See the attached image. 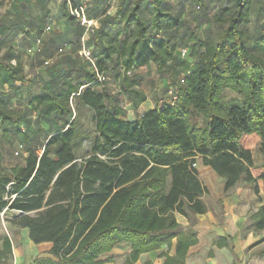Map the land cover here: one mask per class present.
Listing matches in <instances>:
<instances>
[{"label":"trees","instance_id":"16d2710c","mask_svg":"<svg viewBox=\"0 0 264 264\" xmlns=\"http://www.w3.org/2000/svg\"><path fill=\"white\" fill-rule=\"evenodd\" d=\"M228 1L214 16L221 27L215 40L193 35L186 40L193 43L196 67L168 90L170 100H157L136 121L127 119L118 96L107 87L106 71L117 57L120 92L138 109L147 96L128 74L149 65L160 78L183 73L179 47L184 37H177L183 22L165 0H119L114 15L101 11L94 16L84 3L67 4L65 23L74 34L58 52L75 44L73 38L81 47L83 36L92 32L94 49L83 47L91 58L86 65L65 58L63 70L30 96L38 135L44 137L40 152L37 136L22 130L24 162L5 168L0 160V215L14 213L11 223L27 229L35 245H50L33 264H103L102 258L123 244L130 247L125 264L157 252L160 264H186L190 249L199 244L193 218L209 212L204 201L209 191L194 167L198 162L225 180L226 194L245 184L259 201L261 194L264 199V24L254 36L246 29L252 18L264 20V0ZM146 2L150 25L141 13ZM75 10H83L93 25H83L72 14ZM26 25L3 14L0 36L22 32ZM37 25L45 33L52 30V24ZM45 42L34 38L28 52L43 51ZM10 58L0 61L4 132L8 124H18V114L9 107L12 98L31 82L20 60L12 59L16 55ZM228 92L235 96L227 97ZM247 139L251 147L244 145ZM177 216L189 228H182ZM250 220L255 232L264 231V205ZM214 246L235 255L231 238H218ZM12 258L13 243L5 236L0 264H12ZM232 264L241 263L236 258Z\"/></svg>","mask_w":264,"mask_h":264},{"label":"rangeland","instance_id":"374dc122","mask_svg":"<svg viewBox=\"0 0 264 264\" xmlns=\"http://www.w3.org/2000/svg\"><path fill=\"white\" fill-rule=\"evenodd\" d=\"M97 1L95 6L94 2ZM92 0L88 2L91 4H85L87 7L88 14L94 16L103 11L110 15L116 13V8L119 0ZM229 5L228 0H204V5L200 4L196 0H165V6L169 12L174 16L179 18L184 26L177 34V37H184L182 43L179 47V59L186 63L184 66L183 73L179 74L176 78H171L169 75L164 77H159L156 72L154 65H149L143 67L137 71L130 73L132 80H137L139 85L136 89L142 90L147 96V105H155L156 101H166L170 100V95L168 90L178 81L180 77H184L190 73L196 67V61L192 57V42H186L190 36L197 37L200 41H213L217 38L221 31V27L215 22L214 16L221 9L226 8ZM142 16L145 22L150 25L151 23V6L150 2H146L142 5ZM264 24V20H259L257 18H252L250 24L246 26V29L251 35H256L258 33V28L260 25ZM46 26V25H45ZM52 30L44 32V27L40 31L39 25H26V29L22 32L15 31L6 36H0V61L10 60V56L16 55V59H19L22 63V68L24 74L31 80V82L26 83L23 86V91L15 95L10 103V108L18 114L17 126L8 124L6 126V132L0 125V160L5 168H10L14 165L21 164L24 162V149L22 146V130H25L30 135L37 136L36 148L40 152V146L44 144V137L38 135V116L37 111L34 106L30 104V96L33 94L40 93L45 81H50L61 72L65 58L78 59L82 61L83 64H87V59L83 54V47H90L92 42V32H89L86 37L83 36L81 47H79L77 40L75 44L69 43L66 46L63 54H59V49L66 44V39H71L74 34V30L71 26L65 22L51 25ZM97 27H99L97 25ZM44 37L47 42L44 43L43 51L35 50L29 53L28 50L31 47L34 38ZM64 37V38H63ZM124 37V36H123ZM66 38V39H65ZM98 48L100 45L97 46ZM186 50V55H183L182 51ZM48 61L49 66L44 63ZM114 66H109L107 72V87L109 90L118 96L120 105L125 109L127 113V119L136 115L137 112L134 111V106L127 95L121 94L120 87L118 86V74H119V60L117 57L114 58ZM235 94L228 92L227 97H234ZM144 106V108H147ZM87 126L89 129H93V124L91 122L90 114L86 113L85 118ZM42 127L50 130V126L46 123H41ZM244 145L251 147L253 141L247 139L244 141ZM212 189L214 190L213 195L204 197V201L215 214V218L218 222V227L223 230L224 209L221 200H218L217 187L216 184L211 183ZM248 187L245 184H240V188ZM231 193V192H230ZM226 195V194H225ZM230 195V194H229ZM227 197V195H226ZM14 213H2L0 215V248L2 244V239L5 236L10 237L13 243V258L11 263L15 264L16 259H21L24 264H27V260L31 261L36 251L39 249H47V246H42V248H37L34 252V247L32 251L27 246L26 236L23 229L14 226L11 221L14 218ZM246 219L239 225L238 235L235 237L236 243H234L235 255L232 254L228 249L227 252H219L214 249L208 250L207 248L202 249L189 257L187 264H232L233 261L238 258L241 264H264V257H260L259 253L264 250V231L255 232L252 228V222L250 217H245ZM196 222L194 230L198 229L201 224L206 225L208 221L200 222L198 217L193 218ZM181 226L184 229L189 228V222L186 220H181ZM205 227V226H204ZM202 228L200 230L204 231ZM204 233V232H203ZM218 239V237H214ZM216 249V247H215ZM210 252L213 256L210 257ZM161 252L152 254L151 256L142 257L141 263L151 261H158ZM39 254H42L40 252ZM128 255V246L123 244L119 248L113 251L111 254L112 264H125L126 257ZM139 264V263H138Z\"/></svg>","mask_w":264,"mask_h":264},{"label":"crops","instance_id":"0c3cea01","mask_svg":"<svg viewBox=\"0 0 264 264\" xmlns=\"http://www.w3.org/2000/svg\"><path fill=\"white\" fill-rule=\"evenodd\" d=\"M92 0H0V17L3 14L9 13L12 15V19L14 23L17 24H37L42 22L44 24H60L65 22V13L67 4L71 3H84L87 4ZM95 1V0H94ZM89 4V3H88ZM95 6L97 1L94 2ZM90 8L91 4L88 5ZM117 9V8H116ZM98 19H95L94 22L96 24ZM86 37V35H85ZM148 101V100H147ZM147 101L139 106L138 109L134 108V111L137 112L136 115H132L133 117H129V121H136L145 115L147 112L153 110L155 105H145ZM146 106L147 108H144ZM52 133V132H51ZM197 170L199 173V177L203 184L207 187L209 191V195H213L214 190L212 189L211 183H215L217 187L218 200H221L224 211V222H223V230L218 227L217 219L215 218V214L209 210V212L205 215L197 216L201 223L204 221H208L206 225L201 224V226L196 229L198 234L199 244L195 247L191 248L188 254V258L186 260V264L189 260V257L201 251L204 248L208 250L214 249L219 252H227L226 249H215L214 242L217 240L214 238L215 236L218 238H231L233 244L236 243L235 237L238 235L239 225L242 221H244L247 216H251L258 209L264 205L263 195L261 194L262 200L259 201L258 197L255 195L253 188L248 186L246 188H240V185L237 186L235 190L231 193L226 194L224 191L225 180L219 177L210 167H205L198 162ZM227 197H226V195ZM230 194V195H229ZM208 195V196H209ZM178 222L181 224V220H186L182 216H177ZM187 221V220H186ZM183 224V223H182ZM205 226V227H204ZM202 228L204 231L200 230ZM25 232V236L27 239V246L32 251L34 247V252L37 248H42V246H47V249H39L36 251L37 254L34 255L31 261L27 260V264H33V262L39 257L45 255V253L50 248L49 244H44L37 246L35 245L29 238V231L27 229H23ZM204 232V233H203ZM127 245V244H126ZM122 246V245H121ZM128 246V253L130 252V247ZM114 251V250H113ZM113 251L102 258L103 264H112V260L109 261L111 254ZM42 252V254H39ZM154 253L147 254V256H151ZM142 255L140 260L136 264H144L141 263ZM153 261L152 259H149ZM163 259L158 258V261L155 264L162 263ZM24 261L21 259H16L15 264H24Z\"/></svg>","mask_w":264,"mask_h":264},{"label":"built area","instance_id":"2783aa9c","mask_svg":"<svg viewBox=\"0 0 264 264\" xmlns=\"http://www.w3.org/2000/svg\"><path fill=\"white\" fill-rule=\"evenodd\" d=\"M72 14L74 16H76L81 21V23L83 25H87V27H91L93 25L92 22L87 21V19L84 16V11L83 10H81V11L75 10V11L72 12ZM48 30H50V29H48ZM38 44H39V42H38ZM29 52H32V51L30 50ZM60 52H62V50H60ZM83 54L86 57V59L90 60L91 53H90L89 50L84 49ZM183 55H186V51H183ZM128 75H130V73ZM99 80L100 81H104L105 80V77L99 75ZM183 82H184V80H181V83H183ZM194 167L197 168V164H194Z\"/></svg>","mask_w":264,"mask_h":264}]
</instances>
